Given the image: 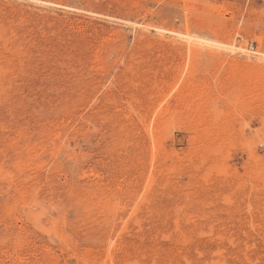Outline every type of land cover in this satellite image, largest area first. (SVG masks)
I'll return each instance as SVG.
<instances>
[{"label": "rangeland", "instance_id": "rangeland-1", "mask_svg": "<svg viewBox=\"0 0 264 264\" xmlns=\"http://www.w3.org/2000/svg\"><path fill=\"white\" fill-rule=\"evenodd\" d=\"M0 264H264V0H0Z\"/></svg>", "mask_w": 264, "mask_h": 264}]
</instances>
